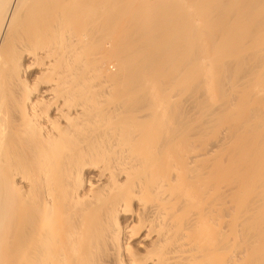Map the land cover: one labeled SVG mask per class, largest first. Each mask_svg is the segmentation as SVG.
I'll list each match as a JSON object with an SVG mask.
<instances>
[{"label": "bare ground", "instance_id": "6f19581e", "mask_svg": "<svg viewBox=\"0 0 264 264\" xmlns=\"http://www.w3.org/2000/svg\"><path fill=\"white\" fill-rule=\"evenodd\" d=\"M227 79L244 167L176 97ZM0 264H264V0H0Z\"/></svg>", "mask_w": 264, "mask_h": 264}, {"label": "rangeland", "instance_id": "374dc122", "mask_svg": "<svg viewBox=\"0 0 264 264\" xmlns=\"http://www.w3.org/2000/svg\"><path fill=\"white\" fill-rule=\"evenodd\" d=\"M257 64H258V63H256V64L254 63V64H253L254 66H252V67L260 66V64H258V65H257ZM261 67H262V66H261ZM261 67H260V69H259L260 71H261ZM254 69H255L256 71H258V69H256V68H254ZM262 70H263V69H262ZM244 75H245V74H243V75L241 74V76H238L239 78H238V77L236 78L237 83H238L239 80H240V82H242V81H243V82H245V81L247 82L248 74H246L247 76H246V75L244 76ZM242 78H245V80L242 79ZM246 78H247V79H246ZM241 79H242V81H241ZM250 79H251V77H249L247 83H250V81H249ZM227 80H228V79H227ZM227 80H225L226 84H227ZM225 82L223 81L222 83L225 84ZM240 82H239V83H240ZM226 84L224 85L223 89H222L221 86H220V88H221L222 90L227 89V90H225L226 92H223V93L227 94V95H225V96H224V94L222 95V94H221V91H220V95H221V96L219 95V97H222V98H220V100H219V97H217L218 95H213L214 93H208V92L206 93V92H204V91H203V93H206L205 95H203V93H201L202 95L199 93V94L201 95V97L199 96L200 98L198 97V92H197V93H194V92H192V91H190V92H186L187 95H186L185 93H184L185 95H183V93H182L181 97H182V96H184V97H182L181 100H180V98H181L180 95L177 94L176 97L179 96L177 99H178L179 101H181V105H182V103H183V108H184V111H185V112H184V111H183V108H182V111L185 113L184 116L186 117V118H183L182 121L184 122V121H185L184 119H187V118H188V120H189V119L191 118V119H190L191 121H190V120H189V121L192 122V123H190L189 121L186 120L187 123L185 122V127H184V124H183V127L185 128V132H187V131L190 130V131H189V132H190L189 134H191V136H192V135L194 136V134H195V133H194V129L196 128L195 131H196V132L198 131L197 134H198V133H199V134H198V136L195 137V138L198 140L197 145H199V148H200L201 150H202V149H205L207 146H210V147H211V146H214V145H216L214 148L221 146L222 149H225V148L227 147L226 149H228V150H229V147H230V150H231L230 152L232 153V154L230 153V154H231V157L233 156V157H235V159H238V160H239L240 158H242L241 160H243V156H246V155H247V156H246V159H247V162H249V158L252 157V156H253L252 158H254V156H255V155L252 154V152L255 153V154L257 155V153L255 152L254 148L252 147L253 145L251 144V142H252V137L250 138V136H249V130H247V131L245 130L246 127H245L244 131L242 130L243 128L240 129V127H242V126L244 127V124L242 125V124L240 123L242 126L239 125V122H240V121H239V118H241V117L235 116V115H236L235 112H231V111H234L233 109H234L236 106H237L238 108L236 107V108H235V111L238 110V109H241L240 106L242 105V103H240L241 101H239V100L237 101V98H236L237 95H236V94H238V93L240 94V93L243 92V91L241 90V92H237V91H235L234 89H232L233 87L231 88L232 85L230 84L229 80H228V84H227V85H226ZM221 85H222V84H221ZM239 85H240V84H239ZM239 85L237 86V87H238L237 90H238V89L245 88L247 84L243 83V85H245L244 87H243V85H241V86H239ZM222 86H223V85H222ZM248 86H249V84H248ZM239 87H240V88H239ZM241 87H242V88H241ZM243 90H244V89H243ZM199 91H201V90H199ZM201 92H202V91H201ZM231 92H233V93H232V97L230 96V95H231ZM189 93H190V95H189ZM192 93H193V94H192ZM229 93H230V95H228ZM235 93H236V94H235ZM208 94H209L210 96H212V97H210V98H213L214 96H216V97L214 98V100L216 99L217 102L214 101L213 103H215V104L212 105V106H211V104H212V101H213V100L210 102V100L208 99V100H209L208 104L211 103V104H210L211 108H210V106L207 104V101H205V100H207V98H209V95H208ZM218 94H219V92H218ZM235 95H236V96H235ZM194 96H195V97H194ZM202 96H203V97L205 96L206 99L204 98V99H205V100H204V99L202 98ZM227 96H230L231 98H230V97H229V98H226ZM238 96H239V95H238ZM174 97H175V96H174ZM197 97H198V98H197ZM242 97H243V94H241V99H242ZM223 98L228 99V100L225 101V99H223ZM238 98L240 99V96H239ZM255 98H256V96H255ZM255 98H254V97H253V98H250V100H248V102H251V101L254 100ZM174 99L176 100V98H174ZM198 99H199V100H198ZM222 99H223V100H222ZM231 99H233V100L236 99V100L233 101V100H231ZM201 100L203 101V102H201V103L203 104L204 108H206L205 106L207 105V108H208V106H209L210 110L206 109L207 111H204V109H201V108H200L201 105H202V104L200 103ZM176 101H177V100H176ZM182 101H183V102H182ZM235 101H237V102H235ZM204 102H206V103L204 104ZM231 102H232V104H233V103H237V105L233 104V105L235 106V107H234V106H232ZM238 102H239V103H238ZM199 103H200V104H199ZM230 104H231V105H230ZM238 104H239V106H238ZM226 105H227V106L229 105V107H227ZM203 106H202V107H203ZM225 107H227V111H226V109H224ZM230 107H234V108L232 109V108H230ZM229 108H230L231 110L228 111ZM223 110H225L224 112H231V113H228V114H229V115L231 114L233 117L235 116V117H234V118H236L235 121H236V120L238 121V122L236 121V123H237L239 126H238L237 124H235V122H233L234 124L232 123V121H234V120H232V116H229V115H228V117H231L230 119H231L232 121H228V119H225V118H228V117L226 116L227 113L224 114V112H223V114L225 115V117H224L223 114H221ZM239 112H241V110H238V111H237V115L240 116L241 113H239ZM232 113H234V114H232ZM238 113H239V114H238ZM221 115H223V116H221ZM219 117H220V119H219ZM223 118H224L227 122H224V121H223ZM237 118H238V119H237ZM193 121H195V122H193ZM188 122H189V123H188ZM241 122H242V120H241ZM231 123H232V124H231ZM242 123H243V122H242ZM186 125H187V126H186ZM234 125H235V126L237 125V126H236V127H237L236 129H235ZM238 127H239L240 130L243 131V134L246 133L247 135H246V134L243 135L241 131H240V133H241V134H240V133L238 132V131H239V130H238ZM188 128H190V129H188ZM193 128H194V129H193ZM186 130H187V131H186ZM191 130H192V131H191ZM235 131H237V132L235 133ZM191 132H192L193 134H192ZM237 133H238V135L240 134V137H238V135L236 136ZM197 134H195V136H196ZM234 134H235V135H234ZM242 135H243V136L246 135V137L248 136L249 139H251V141L249 140V142H248V141H247L248 139L245 138V137H244V139L242 138V140H241V136H242ZM235 136H236L237 138H236ZM243 136H242V137H243ZM198 138H199V139H198ZM239 138H240V139H239ZM235 139H236V140H235ZM246 139H247V140H246ZM237 140H239L240 143H241L242 141H245V140H246L245 142H246V143H249V145H250V146L252 145V146H251V147L248 146V144H246L245 142H243V143H244L243 145L240 144L239 142H238V143H239V144H238V143L236 142ZM240 140H241V141H240ZM235 142H236V143H235ZM236 144H237L238 148H240V149H244V151H243V150L240 151V149H239V152H238V150H236V148H235V147H237ZM245 144H246V145H245ZM240 145L245 146V148H244V147L241 148ZM228 146H229V147H228ZM233 146H234V147H233ZM223 147H224V148H223ZM249 147H250V149H248ZM231 148H232V149H231ZM233 148H235V150H234ZM217 149H220V148H217ZM245 149H246V150H245ZM252 149H253V150H252ZM220 150H221V149H220ZM233 150H234V151H233ZM247 150H248V151H247ZM249 150H251L252 152L250 153ZM236 151H237V152H236ZM242 151H243V152H242ZM234 152H236V154H237V153H239V154L242 153L241 155H243V156H241V155H239V154H238L239 157H237V155L234 156V154H235ZM240 152H241V153H240ZM248 153H249V154H248ZM251 154H252V155H251ZM248 155H250V157H249ZM240 156H241V157H240ZM233 157H232V158H233ZM255 157L258 159L257 156H255ZM256 158H255V161H256ZM235 159H234V158L232 159V162H234L233 165H234L235 167H236L237 164H238L239 167H244V165H242V164L240 165V163H239V161H241V160L236 161V163H237V164H236L235 161H234ZM250 160H253V159L250 158ZM243 161L246 162L245 157H244V160H243ZM235 164H236V165H235ZM238 166H237V167H238ZM239 167H238V168H239ZM238 168H237V169H238ZM243 169H244V168H243ZM243 169H242V171H243ZM239 170H240V168H239ZM242 171H241V172H242ZM235 179H236V178H234V180H235ZM234 180H233V181H234ZM236 182H237V180H236ZM236 182L234 183V186H232V185H233V182H232V184H231V186H232L231 189L233 190V191L231 190V193H233L232 196H236V195H237V196H236V199H234V200L236 201V203L233 202L234 200H232L233 204H234V203L236 204V205H235V204H234V205L232 204V205L234 206V210H231V211H232V219H234V221H236V219H239V218H240V214L238 215V214H237L238 212H237V213L235 212V211H240V210H241L240 205H239V202L237 203V201L239 200V198L241 199V198H243L244 196L246 197L248 191L250 192V194L254 191V189H253V191H252V190H251L252 188H250V185H248V186H249V188H248L249 190L247 189L248 191L246 192V191H245V190H246V186H245L244 188H242V187H243L242 184H239V183H240L239 181H238L239 183L237 182V184H236ZM256 182H257V181H256ZM254 184H258V183H254ZM235 185L237 186V188H240V189L238 190V189L236 188ZM238 185H239V186H238ZM252 185H253V183H252ZM252 185H251V187H252ZM254 188H257V187L255 186ZM241 189H242L243 191H245V192H244V195L242 194L243 192L240 191ZM237 190H238L239 193L237 192ZM235 192H237V193H235ZM240 192H241V193H240ZM245 193H246V195H245ZM239 194H241V195H239ZM250 194L247 196L248 199H249V196H252L251 198H253V200L256 199V198H258V197H256V195H257L256 193H254L255 196L250 195ZM252 194H253V193H252ZM232 196H231V197H232ZM238 196H239V198H238ZM255 197H256V198H255ZM233 198H234V197H232V199H233ZM237 198H238V199H237ZM251 198H250L249 200H251ZM253 200L251 201V207L253 206L252 208L258 209V205H255V204H257L258 199L255 200L256 202H253ZM232 202H231V203H232ZM254 203H255V204H254ZM253 204H254V205H253ZM258 204H259V202H258ZM232 205H231V206H232ZM233 206H232V208H233ZM236 206H239L238 208H239L240 210H236V209H235ZM254 206H256V207H254ZM232 208H231V209H232ZM252 210H253L252 213H251V211L249 212V216H248V214H247L248 212H246L247 215H246V214L243 215V216H247V217H246V219L248 218L247 220H250L249 218L251 217V215H252L253 213H254V215H257V214H258V211H257V210H256L257 212L254 211V209H252ZM234 212L236 213V215H238V216H235V215H234V216L237 217V218H235V217L233 216ZM255 212H256L257 214H256ZM244 213H245V212H243V214H244ZM250 213H251V214H250ZM241 216H242V215H241ZM243 216H242V217H243ZM233 217H234V218H233ZM244 218H245V217H244ZM242 219H243V218H241V219L239 220V222H240L241 224H239V222H238V220H237V221H236L237 223L235 222V223H236L235 225H236V226L239 225L240 228H239V226L236 227V228H238L237 231H240V232L243 233V232H244L243 230L246 229V228H245L246 226L244 227V225H245V223L247 222V220H246V222H244V221H242ZM244 220H245V219H244ZM243 222H244V225L242 224ZM246 224H247V223H246ZM241 225H243V226L241 227ZM256 225H257V221H256ZM243 228H245V229H243ZM242 229H243V230H242ZM241 230H242V231H241ZM255 232H256V231H255ZM255 232L253 231V236H254V237L257 236V235H254ZM237 233H239V232H237ZM242 233H241V234L239 233V235H241V237L243 236V237H242L243 239H242L240 236H237L238 238L240 237V238L242 239V242H243V240H246V238H247V241H248V239H250V238H248V237H251V236H252V233H251V232H250L251 234H249V232L246 233V230H245V233L248 234V235H242ZM243 234H244V233H243ZM244 236H248V237H245V239H244ZM253 236H252V237H253ZM234 237H236V236L234 235ZM252 237H251V238H252ZM238 238H236V239L238 240ZM241 239H239V240H241ZM255 239H258V236H257V238H252V239H250V241H251V240L254 241ZM237 240H236V242H237ZM239 240H238V242H240ZM234 242H235V238H234ZM238 242H237V245L240 244V245H243V246L245 247V245H244V242H245V241L243 242V244H242V242H241V243H238ZM240 245H238V246H240Z\"/></svg>", "mask_w": 264, "mask_h": 264}]
</instances>
